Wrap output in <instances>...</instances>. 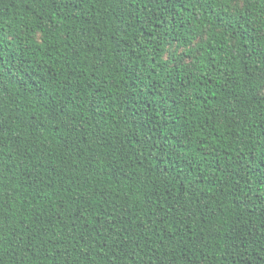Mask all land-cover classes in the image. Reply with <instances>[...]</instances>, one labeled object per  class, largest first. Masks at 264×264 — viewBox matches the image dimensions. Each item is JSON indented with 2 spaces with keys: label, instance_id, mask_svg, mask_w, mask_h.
I'll use <instances>...</instances> for the list:
<instances>
[{
  "label": "trees",
  "instance_id": "1",
  "mask_svg": "<svg viewBox=\"0 0 264 264\" xmlns=\"http://www.w3.org/2000/svg\"><path fill=\"white\" fill-rule=\"evenodd\" d=\"M0 264H264V0H0Z\"/></svg>",
  "mask_w": 264,
  "mask_h": 264
}]
</instances>
